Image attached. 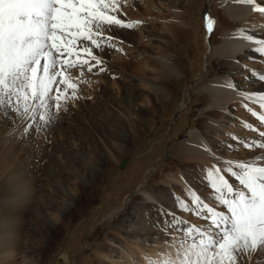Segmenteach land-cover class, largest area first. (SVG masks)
Returning <instances> with one entry per match:
<instances>
[{"label": "rangeland", "instance_id": "1", "mask_svg": "<svg viewBox=\"0 0 264 264\" xmlns=\"http://www.w3.org/2000/svg\"><path fill=\"white\" fill-rule=\"evenodd\" d=\"M165 1L169 7L162 14L126 9L137 18L131 27L119 26L127 33L112 32L105 24L92 29L96 44L76 39L70 45L72 54L65 52L56 65L54 71L61 74L50 85L46 107L29 99L25 112L23 100L11 96L9 103V97H3L0 264H112L111 258L117 259L113 264H181L193 240L200 239L187 230L204 231L210 224L202 204L227 211L211 187L209 171L222 169L220 175L235 191H247L237 179L239 165H257L264 154L251 153L249 144L236 150V139L251 137L253 145L254 135L241 136L227 127L222 101L212 102L207 94V86H214L217 79L223 84L237 79L209 49L227 31L239 28L240 19L226 12L231 0ZM256 4L264 5L259 0ZM256 13L250 12L246 21L260 18ZM108 14L116 16L112 8ZM167 19L180 33L163 27ZM138 27L158 40L128 41L126 35L136 37ZM109 35L121 45L114 61L103 48ZM86 46L103 69L90 73L93 81L79 78L85 65L77 62L76 51ZM257 53L248 65L263 68L264 52ZM63 60L74 66L67 67ZM130 76L141 79L134 89L123 80ZM147 82L167 93L154 94ZM142 100L148 105L136 110L135 103ZM238 102L228 105L238 116L245 114L256 123L257 114H264L258 104ZM191 132H198L212 153L227 154L226 161L212 164L210 154L189 139ZM235 191L224 190L226 196ZM194 195L200 197V205ZM147 196L154 201H146ZM155 201L157 208L152 207ZM180 213L186 214L182 225L175 219ZM116 251L121 260L113 255ZM126 254H134L133 260H126ZM237 264H264V249L243 253Z\"/></svg>", "mask_w": 264, "mask_h": 264}, {"label": "snow or ice", "instance_id": "2", "mask_svg": "<svg viewBox=\"0 0 264 264\" xmlns=\"http://www.w3.org/2000/svg\"><path fill=\"white\" fill-rule=\"evenodd\" d=\"M240 2L255 5L257 0ZM259 2L264 4V0ZM110 3L112 8L116 7V0H110ZM254 10L264 13V6ZM108 13L109 0H0V104L4 103L3 97H9L11 103V96H15L17 101L25 102V112H28L29 99L46 107L47 100L51 98L50 85L61 74L54 71L56 65L65 52L72 54L70 45H75L76 39L91 40L96 44L91 35L93 28L99 29L105 24L131 27ZM258 43L261 47L257 51L264 52V40ZM86 51L91 56V49ZM77 59L80 64L88 63ZM62 63L67 67L74 66L68 60ZM260 79L264 81V74ZM67 83L75 88V85ZM246 98L255 99L264 108V93L247 94ZM55 99L59 101L60 96ZM56 106L59 109L60 105ZM32 108L34 111L35 105ZM45 118L41 116L42 120ZM259 121L264 127V115L259 116ZM246 127L251 128L252 125ZM259 135L264 137V131ZM259 148L264 149V141ZM239 168L237 179L246 192L235 191L234 185L220 175L222 169L209 171L211 187L220 194L217 199L227 211L202 204L207 209L206 220L210 224L204 231L199 227L187 230L189 235L198 233L200 239L198 242L193 240L181 264H237L243 253L264 249V166L244 163ZM224 190L227 194L235 191V195L226 196ZM194 201L198 205L202 203L195 195ZM182 207L188 206L182 204Z\"/></svg>", "mask_w": 264, "mask_h": 264}, {"label": "bare ground", "instance_id": "3", "mask_svg": "<svg viewBox=\"0 0 264 264\" xmlns=\"http://www.w3.org/2000/svg\"><path fill=\"white\" fill-rule=\"evenodd\" d=\"M164 1L165 0H155V1L154 0H116V7L112 8L110 0H109V8L110 9L112 8L115 11L116 17L119 15L122 16L118 19L123 21L124 25H126L127 23L129 25L130 24L132 25V24H136L137 18L133 14L126 13L125 12L126 9L132 7L133 9L138 8V10H139V8H141V9H143L144 12H147V13L148 12L150 13L151 11H154V10L161 13L162 11L165 10V7L168 6V5L167 6L165 5L166 1L165 2ZM168 3H170V2H168ZM258 6H264V5H257V4L253 5V4L243 3V2H240V0H237V1L231 0V1H229V3L226 4L225 9H226L227 14L229 16H232V15L235 16L236 19H240L239 22L241 23V25L239 28H236L235 30L227 31L224 35V38L216 46L210 47L209 52H213L215 54H218L221 57V59L224 60V63H226V64H228V66H230V68L232 70L231 72H233L237 75V79H236V81H232V80H229L228 82L226 81L225 84H223L220 79L219 80L217 79L214 86H211V87L207 86V94H208L209 99L213 100L212 102H218L219 103L220 101H222V103L224 105L222 113L225 114V123H228V125H229L227 127H230V128L232 127L233 132L236 134H239L241 136L254 135V139L252 137V140H253V142H256V143L253 144L254 148L246 146V147H248V151H250L251 153H254V154H260V153L264 154V149L259 148V144L262 141H264V137H260V135H259V132H261L264 129V127L260 126L261 122L259 121V118L256 119L257 122L255 123V122H253L255 119L251 120L249 118H246L244 116L245 114L238 116L236 113H233L232 111H230L228 109V105L232 104L231 102H233V101L234 102L239 101V102H241V104L244 105V102L247 100V101H249V103L253 102V104H258L260 106V104L257 103L255 99H247L246 97H247V94L264 93V81H262L260 79V76L262 74H264V67L263 68H257V67H251V65H248V64H251L252 61L258 55L257 50H254V49H258L259 47H261V45L258 43V41L264 40V18L261 17L264 15V13H260L256 10H254V8L258 7ZM170 11L171 10L169 9V12ZM233 11H236L238 13H234ZM250 12H251V14L257 12L256 16L257 17L260 16V18L255 19L253 21H249V22L246 21ZM172 16H173V14H172ZM175 16L173 18H175ZM169 17H170V15H169ZM157 20H158V18H157ZM169 20L175 21L174 19H171V18ZM165 22L166 21H164V25H163L164 28H167V30H169V31H173V32L176 31L175 33L179 32V29H177V25H176V27L169 25L168 19H167V22L166 23ZM138 28H139V31H138L136 37H131L130 35H126L128 37L127 38L128 41H130L132 43H133V41H134V43L135 42L139 43L141 41V39L146 38L148 41H150V43L151 42L153 43V41L158 40L155 37H153L152 34H149V32L145 33L142 29H140L141 27H138ZM111 29H112V32H116L117 34L119 32L127 33V31L125 29H121V28H119V26H116V25L112 26ZM103 36H105V35H103ZM249 37H251V39H249ZM117 40L119 41V39H117V37H115L114 35L112 37H110V35H109V37L106 36L105 39L103 40L104 52H106V54H108V56L111 58V61L116 60L118 58V54L121 53L120 52L121 51V45L117 42ZM86 49H87V46H86ZM86 49L85 48L84 49H78L76 51V53L78 54L79 60L90 61L87 64H82V65H85V67L82 70L84 72L80 74L81 77H79V78L81 80L86 79L87 81H91V80L93 81L94 76H91L90 73L91 74L92 73H98L99 71H101V69H100L101 65L96 63V61H97L96 58L93 59V57H95V56L93 55L92 51H91V56H89ZM65 56H64V58H65ZM77 62H78V60H77ZM90 67H91V71H89ZM76 70H80V69H76ZM108 71L109 70H106V72H105L106 75H108L110 73ZM67 72H68V70H67ZM68 74H70V77H71L72 72L70 71ZM82 75L84 77H82ZM123 80H125L126 82L129 83L128 85L131 87V89H134L133 85H134L135 81H140L141 79H139L137 77L130 76V77L124 78ZM147 84L149 85L151 91L154 94H156L157 92L162 93V94L167 93V91L165 89L159 88L156 84H153L151 82H147ZM129 95H130V99L131 98H132V100L135 99L134 98L135 96L133 94H129ZM135 105H136V107H138V108H136V110H140L139 108L145 107L148 104L143 103V100H142L140 103H135ZM258 115L260 116V115H264V114H257V116ZM248 124H251L252 127L251 128L246 127V125H248ZM194 130H196V129H194ZM254 131H256L258 133L254 132ZM252 133H255V134H252ZM189 137H190L189 139L192 140L194 145L196 143L197 146L200 147V150L203 151V153L206 151L208 154H210L212 164H219L222 162L224 163V161H226V159L228 157L227 154H223V155L219 156V155L212 153L210 151L209 147L206 146L205 142H203L202 139L198 136V132H196V133L191 132ZM246 138L250 139L251 137H246ZM249 139H243V140L239 139V138L236 139L237 141H236V143H234V145L237 147V145L239 144L238 148L236 150L240 151L242 149V145H244V146L247 144L250 145L251 141H249ZM257 165L264 166V161L258 163ZM233 166H238V165L233 163ZM236 168H238V167H236ZM145 200L146 201H149V200L154 201L153 198L150 196H147V198H145ZM155 202L156 203H152V204H154L152 207L153 208H157V206L159 207V204H158L159 202L158 201H155ZM185 217H186V214L180 213L179 215H177L175 217L176 223L181 224V225L184 224ZM115 246L121 252V248L119 249V247L117 245H115ZM118 253L119 252H117V251L113 252V255H117ZM133 255L132 254H128V255L126 254L125 259L126 260H133V257H134ZM121 256L118 254V256H116V257L118 258V260H121L122 259ZM116 261H117L116 258L110 259V263H112V264Z\"/></svg>", "mask_w": 264, "mask_h": 264}]
</instances>
